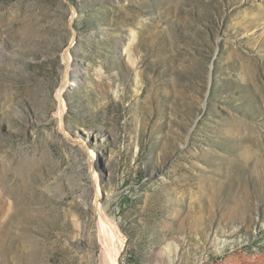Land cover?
<instances>
[{
  "label": "rangeland",
  "instance_id": "374dc122",
  "mask_svg": "<svg viewBox=\"0 0 264 264\" xmlns=\"http://www.w3.org/2000/svg\"><path fill=\"white\" fill-rule=\"evenodd\" d=\"M100 226L264 264V0H0V264H106Z\"/></svg>",
  "mask_w": 264,
  "mask_h": 264
},
{
  "label": "bare ground",
  "instance_id": "6f19581e",
  "mask_svg": "<svg viewBox=\"0 0 264 264\" xmlns=\"http://www.w3.org/2000/svg\"><path fill=\"white\" fill-rule=\"evenodd\" d=\"M70 68L71 67L69 66V64H67L66 71H65L66 74L63 76L62 84H61L60 88L58 89V92H57L58 95L57 96H61V94L63 92H65L71 86V84H70L71 83L70 82V77H71L70 76V72H71ZM63 112H64L63 109L60 108V110H59V117L60 118L59 119H61V116L63 115ZM80 147H81V151H82L81 155L85 159L87 167L90 169V171L94 170L95 165H96V158H97L96 154L94 153L93 150H91L90 148L86 147V145H81ZM96 187H97V185H96ZM99 199H100V194H98V192H97L96 199L94 200L95 202H94L93 205L95 207V211L98 214H99V212H101L100 206L98 204V200ZM101 215H102V213L99 214V216H101ZM102 220L100 218V221H102ZM100 228H101V226H100ZM101 229L103 230V233H102V235H99L100 240L102 242H106V243L109 242V246H111V248L108 251L109 254L106 257V264H117L118 260L120 258V255H121V253L123 252V249H124V242L120 239V235L116 231L114 226L113 227H109V228H104V229L101 228Z\"/></svg>",
  "mask_w": 264,
  "mask_h": 264
}]
</instances>
